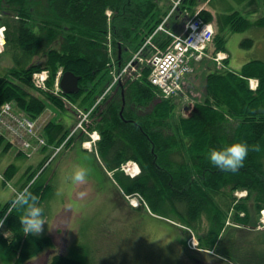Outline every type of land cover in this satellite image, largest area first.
Masks as SVG:
<instances>
[{
  "label": "trees",
  "instance_id": "1",
  "mask_svg": "<svg viewBox=\"0 0 264 264\" xmlns=\"http://www.w3.org/2000/svg\"><path fill=\"white\" fill-rule=\"evenodd\" d=\"M212 1V9L204 8L198 12L201 0H181L176 15H183L180 24L196 14L214 25L217 22L213 40L217 51H227L228 31L244 32L264 27V19L250 20L231 8L213 13L216 7ZM168 4L167 0H0V28L8 26L7 42L11 40V24L5 19L10 17L9 9L17 13L19 20V25H15L18 45L29 58L40 55L45 59V63H32L13 70L7 77H0V111L6 102H14L30 118L37 119L46 110V101L64 110L61 95L38 91L44 94L43 98L32 92L35 72L49 69L52 89L60 67L81 77V91L66 96L67 99L81 108H92L110 82L105 43L109 32L106 10L114 11V46L116 51L121 49L120 61L126 63L131 57L129 52H137L169 16L173 4ZM167 29L176 31L170 24ZM156 35L153 43L166 50L171 38ZM247 42L242 44L251 46L253 43L252 40ZM54 43L58 47L52 48ZM150 73L151 69L146 68L141 80H126L95 108L92 129L101 134L99 155L107 167L118 170L126 194H141L153 214L193 230L201 248L219 250L224 258L244 264L241 243L232 238L237 232L256 230L264 210V61H249L240 72L227 69L210 74L205 102L195 104L187 118L176 116V99L162 98L149 82ZM251 78L259 80L257 91L250 88ZM228 121L238 122L232 136L224 132L222 125ZM45 130L48 143L55 146L61 145L69 134L62 123L54 121L49 122ZM237 141L245 142L249 147L238 171H224L211 163L208 158L210 148ZM2 146L5 151L10 148L0 136V150ZM128 161L140 165L141 175L131 178L120 170ZM42 164L37 170H28L23 185L37 196L41 206L52 192L51 183L41 179L44 172L31 184ZM13 177L10 167L5 172V181ZM248 187L255 189L256 200L251 206H237L234 210L231 220L242 228H228L233 193ZM9 208L10 200L0 205V219L4 220L2 229L9 233L6 236L0 232V264L1 261L25 264L48 249L52 238L23 233L20 217L25 209L12 208L9 213ZM242 212L245 213L243 216ZM204 219L208 225L202 231ZM172 222L169 224L177 229ZM228 229L232 238L224 237ZM183 247L188 250L186 241ZM191 255V259H199ZM86 263V255L71 257L61 253L53 254L49 261V264Z\"/></svg>",
  "mask_w": 264,
  "mask_h": 264
},
{
  "label": "rangeland",
  "instance_id": "2",
  "mask_svg": "<svg viewBox=\"0 0 264 264\" xmlns=\"http://www.w3.org/2000/svg\"><path fill=\"white\" fill-rule=\"evenodd\" d=\"M167 1L169 4H173V7L169 16L163 20L165 22H162L157 28L158 30L163 27L164 31L160 30L156 36L164 34L169 37L168 33L165 32L168 24L172 25V27H176V31L170 30V32L182 35L185 30V24L194 15L180 24L183 15L177 16L176 13L179 11L181 0ZM201 1L199 8L201 6L211 8L210 2L212 0ZM212 2L220 11L231 8L238 10L242 16L253 21L264 19V0H213ZM165 7H167V5ZM7 11L10 17H5V19L11 24V28H9L11 40L9 42L6 40L4 47H0V77H7L13 70L26 68L32 63H45V59L40 55H34L31 56V58L26 56L16 40L15 25H19L17 13L9 9ZM40 11H45V9H40ZM215 24L217 30V22ZM6 27L8 26L6 25ZM149 38L150 37L147 38L137 51H140L147 44ZM227 38V49L231 51L232 54V59L228 62V66L232 71L237 72L244 63L252 60L264 61V27L251 28L244 32L228 31ZM247 40H252L253 43L251 46L242 44L244 41L248 44ZM2 43L4 42L2 41L0 44ZM170 45L171 43L168 47ZM56 47H58V45L54 43L52 48ZM157 47L158 46H156L152 40L147 47L150 49L145 47L142 52V56L145 58L143 65L148 66L147 63L150 61L152 55L162 50ZM215 48V43H213L207 50V53L212 56V59H209V57L205 59V62H209L207 64L209 68L204 74H201L204 77L200 76L198 85L199 90H196V88L192 86L186 92L184 90V98H176V103L178 104L176 110L177 117H189L195 104L205 102L208 96L206 86L207 78L210 74L218 71L220 64L215 61L217 51ZM133 52L136 53L135 51ZM133 52L130 51L129 54ZM222 63L224 62L222 61ZM62 70H64V68L60 67L58 72ZM210 70H212L211 73H209ZM49 72V69L43 68L35 73H39L43 76H51ZM35 73L32 76V92L44 98V94H39L38 90L50 93L47 89H51V87L46 84V88H39L37 86ZM201 85L203 87H201ZM46 102L48 106L45 112L41 117L37 118L40 120V125L45 135V127L49 123L48 121L57 120V117L58 120L63 118L62 121H64V123L66 122L65 124L68 129L76 124L77 119L71 110H60L49 101ZM15 109L16 110L13 112L14 116L22 114L30 118L29 115L17 105ZM222 125L224 132L230 136L234 135L238 128L237 121H228ZM0 131L9 137V133L4 128H0ZM2 149H4V146H2ZM49 149L50 148L47 147L46 150L43 151V161L46 160L47 154L50 152ZM11 151L16 152L12 148ZM12 155L13 153L10 154V156ZM32 159L33 158L22 156L17 160L15 158H6V162L10 164L16 163L21 166L25 165L21 168L20 175H23L28 163ZM76 164L87 165L90 169V174L85 181L72 185L65 177L67 172ZM40 165L41 163L34 166V168L37 170ZM47 166H45L47 168L41 179L42 181L48 180L51 182L53 185V193L51 196L50 193L44 200L43 207L46 211L47 223L43 231L38 235H52L53 245L46 249L34 264H48L52 255L55 253L70 255L71 257L77 254L86 255V264H238L233 258H224L221 255L222 253L215 249L209 250L211 252L210 254L188 249L189 252L185 248L188 254L185 253L183 250V242L190 238L191 232L183 229L185 226L179 223L177 224H179L181 228L177 227L176 229L168 224V221L172 220L164 216L151 214L158 219L151 217L144 207L133 209L134 207L129 204L130 202L123 197L124 189L121 185L120 177L118 174L114 173L110 174V178L107 177L106 173H108V168L103 158L98 156V154L85 150L82 151L78 147H74L72 150L65 149ZM0 172H4V169L1 167V162ZM15 188L20 189V187L17 186V182L13 180L7 185H5L3 180L0 181V205H4L11 199L13 189ZM236 193L237 191L233 193V207L229 215H233L237 206H251L255 202L257 196L255 189L252 187L248 189V196L246 193H243L245 198L236 197L237 199L235 200ZM237 201L238 203L236 204ZM241 214L243 216L245 213L242 212ZM259 218L261 219V215ZM171 219L176 220L177 218L172 217ZM56 220L58 222H55ZM202 225L201 230L203 231L208 225L206 219H204ZM3 227L4 226H2V228ZM2 228L0 232L8 235V231H3ZM228 228L231 227L229 226ZM229 230L230 229L225 232V238H228V236L232 238V234ZM262 231H264V229ZM193 234L199 240L197 234L195 232ZM232 239H234V241L237 239V241L241 243L240 253L244 264H264V233H251L250 231L237 232V235ZM199 248H201V245ZM189 253L192 254L191 256L199 258L200 261L191 259ZM1 264L9 263L1 261Z\"/></svg>",
  "mask_w": 264,
  "mask_h": 264
},
{
  "label": "built area",
  "instance_id": "3",
  "mask_svg": "<svg viewBox=\"0 0 264 264\" xmlns=\"http://www.w3.org/2000/svg\"><path fill=\"white\" fill-rule=\"evenodd\" d=\"M174 40L172 45L165 52L156 53L148 62L153 73L150 77L151 83L158 87L166 97L177 95L183 89L184 78L193 72L191 65L192 60H200L204 55V50L212 41L214 29L211 24L206 23L203 19H193L187 25V30L183 35H172ZM223 59L218 56L216 59L219 63ZM137 72L130 62L122 71H114L113 75L115 83L122 80L126 75H132ZM48 76L37 75L36 82L39 88H44L45 81ZM86 117V116H85ZM0 125L6 127L13 133L21 136L32 135L34 133L35 124L26 118L14 116L12 106L7 104L3 108V113L0 116ZM42 143H44L42 141ZM22 146L26 150L31 147L30 142L22 141ZM127 172H133L131 164L124 167ZM248 195V192H243ZM243 193L238 194V197H244ZM192 246L195 248L198 243L193 238Z\"/></svg>",
  "mask_w": 264,
  "mask_h": 264
},
{
  "label": "clouds",
  "instance_id": "4",
  "mask_svg": "<svg viewBox=\"0 0 264 264\" xmlns=\"http://www.w3.org/2000/svg\"><path fill=\"white\" fill-rule=\"evenodd\" d=\"M248 152L247 143L237 141L220 148H210L208 158L213 165L221 170L236 172L243 166ZM89 174L90 169L87 165L76 164L67 172L65 178L72 185H76L88 179ZM37 200V196L29 187L13 189L9 213L12 208L25 209L24 215L20 217L23 233L25 234H40L47 223L45 208L37 203ZM0 223H2V219H0Z\"/></svg>",
  "mask_w": 264,
  "mask_h": 264
},
{
  "label": "crops",
  "instance_id": "5",
  "mask_svg": "<svg viewBox=\"0 0 264 264\" xmlns=\"http://www.w3.org/2000/svg\"><path fill=\"white\" fill-rule=\"evenodd\" d=\"M213 11V13H216V12H221L218 8H217V6H216V10H212ZM232 35V34H231ZM230 35V36H231ZM229 36V37H230ZM231 38V37H230ZM230 38H229V40H230ZM227 41H228V38H227ZM227 46V45H226ZM228 50V49H227ZM228 54H229V56H230V59H229V61L232 59V54H231V51H229L228 50ZM209 62H205V60H203L202 62H199L197 65H196V71H195V73L193 74V75H191L190 77H188V79L186 80V83H185V92L189 89V88H191L192 86H194L195 88H196V90H199V87H198V85H199V79H200V76H203V75H201V74H204V72H206L207 70H208V66H207V64H208ZM247 63V62H246ZM246 63H244L243 65H242V67H241V69L243 68V66L246 64ZM206 64V65H205ZM228 66V65H227ZM229 67V66H228ZM230 68V67H229ZM241 69H239L237 72H240L241 71ZM212 72V70H210V72L209 73H211ZM204 77V76H203ZM205 84H206V81H205ZM201 87H203L202 85H201ZM200 87V88H201ZM185 92H184V94H185ZM188 100V99H187ZM63 119V118H62ZM62 119H61V121H60V123H63L64 125H66L65 123H64V121H62ZM39 122H40V120H39ZM68 122V121H67ZM70 122V121H69ZM41 126V125H40ZM67 126V125H66ZM78 148L79 149H81L82 151H83V148L82 147H80V146H78ZM14 150V149H13ZM16 151V150H15ZM43 152V151H42ZM37 153V154H35L34 156H33V159L32 160H30V162L28 163V165H27V168H26V171L25 172H23V175H20V173H21V168L22 167H24L25 165H19V164H16V163H7L6 162V158H15L16 160L17 159H19L20 157H22V156H20L17 152H14V151H11V149L10 150H8V151H4V152H2V151H0V157H1V167L4 169V172H0L1 174H4L6 171H7V169L9 168V167H11V173H13L15 176L13 177V179H11L10 180V182L13 180V181H15V182H17V186H19L20 187V189L22 188V184L24 183V176H25V174H26V172H27V170L29 169V168H31V167H34V166H36V165H38L39 163H41L43 160V155H44V152L43 153ZM11 153H13V155L12 156H10V154ZM107 176H108V174H107ZM108 178H110L109 176H108ZM1 180H3L4 181V179L0 176V181ZM5 183V182H4ZM6 185V184H5ZM16 189V188H15ZM55 222H58L57 220L55 221ZM256 233H264V231H258V232H256ZM51 237H52V235H50Z\"/></svg>",
  "mask_w": 264,
  "mask_h": 264
},
{
  "label": "water",
  "instance_id": "6",
  "mask_svg": "<svg viewBox=\"0 0 264 264\" xmlns=\"http://www.w3.org/2000/svg\"><path fill=\"white\" fill-rule=\"evenodd\" d=\"M81 77L76 76L73 72H66L61 82L62 90L65 94L72 95L77 94L80 91V82ZM124 108L121 111L123 115Z\"/></svg>",
  "mask_w": 264,
  "mask_h": 264
},
{
  "label": "bare ground",
  "instance_id": "7",
  "mask_svg": "<svg viewBox=\"0 0 264 264\" xmlns=\"http://www.w3.org/2000/svg\"><path fill=\"white\" fill-rule=\"evenodd\" d=\"M2 41H1V39H0V43H1ZM51 77V76H50ZM135 204H137V203H135Z\"/></svg>",
  "mask_w": 264,
  "mask_h": 264
},
{
  "label": "flooded vegetation",
  "instance_id": "8",
  "mask_svg": "<svg viewBox=\"0 0 264 264\" xmlns=\"http://www.w3.org/2000/svg\"><path fill=\"white\" fill-rule=\"evenodd\" d=\"M29 264H34L33 262L29 263Z\"/></svg>",
  "mask_w": 264,
  "mask_h": 264
}]
</instances>
